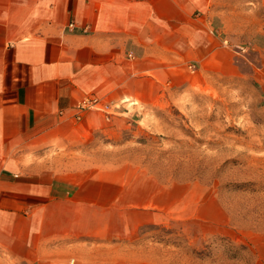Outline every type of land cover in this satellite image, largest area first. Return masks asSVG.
I'll return each mask as SVG.
<instances>
[{"label":"crops","instance_id":"crops-1","mask_svg":"<svg viewBox=\"0 0 264 264\" xmlns=\"http://www.w3.org/2000/svg\"><path fill=\"white\" fill-rule=\"evenodd\" d=\"M222 2L0 0V264H151L127 242L173 202L72 162L119 117L75 120L71 109L96 95L123 116L132 101L214 82L231 67L216 29Z\"/></svg>","mask_w":264,"mask_h":264},{"label":"rangeland","instance_id":"rangeland-1","mask_svg":"<svg viewBox=\"0 0 264 264\" xmlns=\"http://www.w3.org/2000/svg\"><path fill=\"white\" fill-rule=\"evenodd\" d=\"M221 9L230 69L149 105L126 104L127 115L112 112L119 119L69 152L87 172L151 184L173 202L153 208L127 242L151 264H264V0Z\"/></svg>","mask_w":264,"mask_h":264},{"label":"built area","instance_id":"built-area-1","mask_svg":"<svg viewBox=\"0 0 264 264\" xmlns=\"http://www.w3.org/2000/svg\"><path fill=\"white\" fill-rule=\"evenodd\" d=\"M74 28H75V25L72 21L66 25V29L68 31H72L74 30ZM82 31H86V28L84 27ZM227 41H228L227 39H223V44H227ZM235 47L243 49V47L239 45H236ZM127 56L133 57V52L129 51L127 53ZM187 68L190 71H194L195 65L191 63L187 66ZM259 70H260V73L263 75L262 77L264 79V64L259 68ZM261 99L264 105V87L262 88ZM90 110L101 112L104 114L106 118H108L113 112L112 111L113 107L110 103L105 102L104 100H102V98H99L96 95H88V96L82 97L77 103L74 104V106L71 109L72 111L71 115L75 120H80L83 117V115L87 111H90Z\"/></svg>","mask_w":264,"mask_h":264}]
</instances>
